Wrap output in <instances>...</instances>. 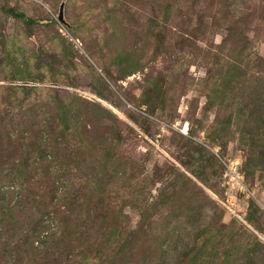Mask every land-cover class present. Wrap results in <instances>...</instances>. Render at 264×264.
I'll use <instances>...</instances> for the list:
<instances>
[{"label":"rangeland","instance_id":"374dc122","mask_svg":"<svg viewBox=\"0 0 264 264\" xmlns=\"http://www.w3.org/2000/svg\"><path fill=\"white\" fill-rule=\"evenodd\" d=\"M0 264H264V0H0Z\"/></svg>","mask_w":264,"mask_h":264}]
</instances>
